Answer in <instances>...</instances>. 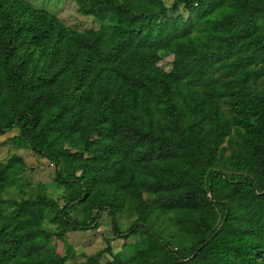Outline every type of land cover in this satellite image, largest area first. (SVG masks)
I'll return each instance as SVG.
<instances>
[{"label":"trees","instance_id":"1","mask_svg":"<svg viewBox=\"0 0 264 264\" xmlns=\"http://www.w3.org/2000/svg\"><path fill=\"white\" fill-rule=\"evenodd\" d=\"M74 1L0 0V134L62 186L0 161V264H264V0ZM102 213L132 253L73 260Z\"/></svg>","mask_w":264,"mask_h":264},{"label":"rangeland","instance_id":"2","mask_svg":"<svg viewBox=\"0 0 264 264\" xmlns=\"http://www.w3.org/2000/svg\"><path fill=\"white\" fill-rule=\"evenodd\" d=\"M35 7L45 8L55 13L66 25L77 29H84L90 25H95L90 17L80 14L76 9L74 0H27ZM166 4L170 0H164ZM163 68H170V57L159 63ZM16 134V130L7 131L0 134V161L6 160L13 153L19 155L24 160L25 174L19 178L28 185L24 184L23 195L27 194L30 188L39 192L48 194L53 199H60L62 186L55 179V170L52 164L38 154L32 152L25 145L17 146L13 140H7ZM7 140V141H6ZM44 186L41 190L40 185ZM18 188L7 189L4 195H17ZM61 203V201H60ZM50 227V226H49ZM65 241L72 247L75 257L73 260H82L84 255H89L100 250L107 245H111L114 252L122 256H128L132 253L133 245L137 237L120 238L115 235L111 227V219L106 213L100 215L99 222L95 229L79 230L68 232ZM135 239V240H134ZM55 247L64 251V245L60 242H54ZM134 248V247H133ZM71 260H68L70 262ZM68 262L66 264H68Z\"/></svg>","mask_w":264,"mask_h":264}]
</instances>
